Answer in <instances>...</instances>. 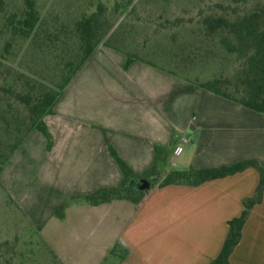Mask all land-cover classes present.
<instances>
[{
    "label": "crops",
    "instance_id": "obj_1",
    "mask_svg": "<svg viewBox=\"0 0 264 264\" xmlns=\"http://www.w3.org/2000/svg\"><path fill=\"white\" fill-rule=\"evenodd\" d=\"M99 47L45 117L53 146L34 131L0 173L9 198L60 264H103L115 245L121 264H210L228 221L259 183L257 169L199 185L154 184L140 205L70 204L71 196L120 186L112 150L138 177L215 169L253 160L264 167V114L197 89L172 71ZM188 143L182 145L181 139ZM160 177V178H159ZM139 179L148 178H138ZM136 185V187H137ZM65 208L64 217L56 212ZM231 264H264V194L251 211Z\"/></svg>",
    "mask_w": 264,
    "mask_h": 264
},
{
    "label": "trees",
    "instance_id": "obj_2",
    "mask_svg": "<svg viewBox=\"0 0 264 264\" xmlns=\"http://www.w3.org/2000/svg\"><path fill=\"white\" fill-rule=\"evenodd\" d=\"M128 3L133 4L134 0H129ZM24 4L23 10L10 13L5 17L4 32L9 34L10 39L4 45L1 57L7 59L6 55L11 53L15 43L26 45L28 42L31 47L33 46L31 50L34 51V56L54 60L55 52L68 46L65 41L58 44L62 31L57 30L55 35L52 29L51 31L50 28L44 29L48 32L47 39L34 43L42 28L41 11L35 0H24ZM177 23L181 24V21L178 20ZM197 25L198 32L205 43L210 45L211 42L218 41L219 47L226 55L236 56L234 77L221 76L197 84L172 74L191 83L197 89L212 92L264 114V0H219L215 3L200 0ZM114 27L115 24L110 23L107 7L103 3L97 5L96 12L83 13L82 17L74 22L70 33L77 39L75 42L77 47L63 52L67 54L64 62H55V69L58 72L56 75L61 79L59 83L37 76V72L32 69L30 72L15 71L6 67L0 57V81L3 83L0 84V130L5 131L8 136L7 141L0 140V173L34 131L43 133L48 140V150L52 149L53 140L45 117L53 114L54 106L66 88L101 45L121 51L113 47L111 43H107L110 34H113L111 32ZM136 59L138 58L128 55L126 67ZM14 136L19 139L11 146L10 154L4 157L6 143ZM111 152L124 173V182L118 187L103 188L89 195L71 196L66 206L74 203L98 206L115 200H129L138 206L143 202L149 191L137 190L136 180L150 178L153 188L157 182L152 179L156 175V169L153 168L144 176L138 177L116 152L113 150ZM248 168L258 170L260 175L258 186L252 197L243 200L242 215L228 221L229 231L222 250L210 264H231L230 259L241 241L244 225L253 208L262 202L264 167L259 166L256 161L249 160L215 169L174 171L160 183L162 187L177 182L199 185L206 181L234 175ZM65 208L64 206L56 212L60 218L64 217ZM127 255V250L120 245H115L103 264H113L115 259L120 260L121 264Z\"/></svg>",
    "mask_w": 264,
    "mask_h": 264
},
{
    "label": "rangeland",
    "instance_id": "obj_3",
    "mask_svg": "<svg viewBox=\"0 0 264 264\" xmlns=\"http://www.w3.org/2000/svg\"><path fill=\"white\" fill-rule=\"evenodd\" d=\"M35 1L41 11L42 28L34 43L47 39L48 32L44 29L50 28L55 35L57 30L66 34L59 36L58 44L65 41L68 46L55 50L56 56L51 61L48 57L34 56L33 46L28 42L26 45L15 43L11 53L6 55L7 59L2 58L4 45L10 39L4 32L5 17L20 12L25 4L24 0H0V57L6 67L15 71L30 72L32 69L37 76L59 83L61 79L56 75L55 62H64L67 54L63 52L77 47V39L70 33L74 22L83 13L96 12L97 5L103 3L110 23L115 24L107 43L127 56L151 62L197 84L221 76L234 77L236 56L226 55L218 41L210 45L205 43L198 32L200 0H134L133 4H129V0ZM218 1L209 0L210 3ZM178 20L181 24L177 23ZM17 139L14 136L6 143L4 157L10 154ZM0 140H8L3 130H0ZM156 181L155 184L163 182L161 178ZM7 195L9 193L5 192L0 181V264H60L24 219V210H21L23 214L18 203ZM113 264H120V260L115 259Z\"/></svg>",
    "mask_w": 264,
    "mask_h": 264
},
{
    "label": "water",
    "instance_id": "obj_4",
    "mask_svg": "<svg viewBox=\"0 0 264 264\" xmlns=\"http://www.w3.org/2000/svg\"><path fill=\"white\" fill-rule=\"evenodd\" d=\"M140 185L136 187L139 191L149 190L151 188V182L149 179H139Z\"/></svg>",
    "mask_w": 264,
    "mask_h": 264
},
{
    "label": "built area",
    "instance_id": "obj_5",
    "mask_svg": "<svg viewBox=\"0 0 264 264\" xmlns=\"http://www.w3.org/2000/svg\"><path fill=\"white\" fill-rule=\"evenodd\" d=\"M182 145L180 147L177 148V153H181L183 151V146L188 143V139L187 138H182L181 139Z\"/></svg>",
    "mask_w": 264,
    "mask_h": 264
}]
</instances>
